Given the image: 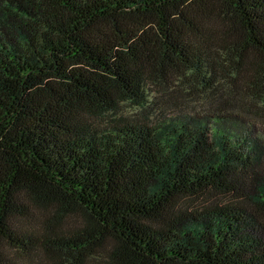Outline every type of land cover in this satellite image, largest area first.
<instances>
[{"label": "trees", "instance_id": "1", "mask_svg": "<svg viewBox=\"0 0 264 264\" xmlns=\"http://www.w3.org/2000/svg\"><path fill=\"white\" fill-rule=\"evenodd\" d=\"M177 80L205 112L119 115ZM33 203L91 218L65 264H264V0H0V264Z\"/></svg>", "mask_w": 264, "mask_h": 264}, {"label": "rangeland", "instance_id": "2", "mask_svg": "<svg viewBox=\"0 0 264 264\" xmlns=\"http://www.w3.org/2000/svg\"><path fill=\"white\" fill-rule=\"evenodd\" d=\"M215 23V21H210ZM223 25V23H221ZM221 84V82H218ZM171 92H165L158 82H150L146 87L148 97V106L140 107L134 103L127 102L122 105L119 111L120 116L130 118L131 120H141L143 122H152L158 125L160 120H170L176 117H184L187 114H202L209 105V96L207 90L199 87L200 90L192 91L186 86V83L177 80L170 85ZM235 95L244 99L246 102L251 97V102H261L253 99L250 93L237 83ZM259 105V104H258ZM256 104V106H258ZM262 104H260L261 106ZM254 109V108H253ZM237 112V109H235ZM245 111H238L239 114L249 117L256 123L262 124V119L256 113L248 115ZM109 118L105 119L108 120ZM34 219L33 224L37 228L43 241L52 240L53 244L40 251L36 256H23V264H65L69 260V253L65 249L56 246L60 240H69L83 233L88 227H93L91 218L82 210L75 212H64L54 205H45L43 203H33Z\"/></svg>", "mask_w": 264, "mask_h": 264}]
</instances>
